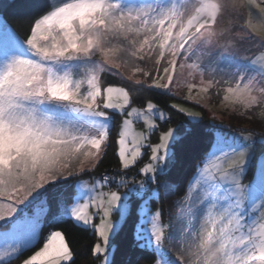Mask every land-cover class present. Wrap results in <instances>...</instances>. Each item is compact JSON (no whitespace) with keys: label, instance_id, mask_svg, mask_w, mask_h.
<instances>
[{"label":"snow or ice","instance_id":"1","mask_svg":"<svg viewBox=\"0 0 264 264\" xmlns=\"http://www.w3.org/2000/svg\"><path fill=\"white\" fill-rule=\"evenodd\" d=\"M213 97L264 126V0L0 3V264H75L62 230L21 259L46 218L91 229L99 264L126 226L119 264H264V129L210 123L187 182L160 180L204 119L174 101Z\"/></svg>","mask_w":264,"mask_h":264},{"label":"trees","instance_id":"2","mask_svg":"<svg viewBox=\"0 0 264 264\" xmlns=\"http://www.w3.org/2000/svg\"><path fill=\"white\" fill-rule=\"evenodd\" d=\"M9 0H0V3L7 4ZM22 0H16V3H21ZM53 3L58 2V0H52ZM6 15L10 22L15 23L17 17L23 16V9L21 8H9L6 10ZM21 27L23 29H26L27 25L26 23H22ZM23 34V32H22ZM105 80L110 81L114 84H120V80L118 77L115 76H105ZM145 96H151L152 93H145ZM217 98V97H215ZM164 99H168L165 97ZM137 105L140 104V101L138 100ZM171 111V110H169ZM204 119L199 125H194L195 128L198 129V137L196 139H193L188 142V150L186 153L181 157L183 161V166L178 165L177 169H174L173 173L168 177H160V180L163 181L165 179H172L177 182H180L182 184L187 182V177H190L192 175V163L194 162V159L197 157V151L200 146V138L207 139V132L205 129L208 128L210 123H219L220 121L217 119L215 121L212 120V118L207 116V112L204 111ZM172 115L174 117L173 124L176 123H187L184 116L179 115L178 113L172 112ZM162 128L167 127V125H161ZM113 139H115V132L113 133ZM115 153V145L109 150V154L107 159L104 161V163L97 169V172L95 174H99L100 172H103L105 169H110L111 167L117 166L116 157L114 155ZM110 175H113L114 173L109 172ZM94 175V173H93ZM175 199V197H169L167 200L164 201L165 207H167L171 200ZM157 205L153 203V208H156ZM175 211V209H173ZM2 230V229H0ZM50 230H62L65 233L66 239L69 241L70 246L72 247L73 251L76 253L75 257V264H98V260L95 259L92 255L90 245H92L96 238L92 234L91 229H86L84 227L78 226L76 223H74L72 220H64L61 223L58 224H49L47 223V220L45 221V224L43 228L40 230L39 239L36 241L35 246L27 249L23 252L21 259L27 257L28 255L32 254L34 251L39 249L43 245V242L45 240V237L49 233ZM115 243L117 245V252L114 257V260L116 261V264H119L122 257L129 251V245L132 243V235L131 230L127 226L121 231L119 235H117ZM17 262L13 261V264H16Z\"/></svg>","mask_w":264,"mask_h":264},{"label":"rangeland","instance_id":"3","mask_svg":"<svg viewBox=\"0 0 264 264\" xmlns=\"http://www.w3.org/2000/svg\"><path fill=\"white\" fill-rule=\"evenodd\" d=\"M181 95L184 94L183 91H181L180 93ZM175 103H180V104H183L185 107L193 110V111H198V112H201L203 117H204V111L207 112V116L212 118L213 116V113L216 114L217 117H219V121H223L224 123L226 124H232L233 126H245V127H254L256 128L257 130H262L264 129V126H262L259 122L257 121H248L246 119H242V118H237L233 115H230L228 114L226 111H224L220 104H219V98H215L213 97L211 100L207 101L208 105H209V108L206 109V108H203V107H197V105H195L194 103H185L183 100H176L174 101ZM210 109V110H209ZM136 127L138 130H140L141 128H143V125L139 122H137L136 124ZM161 130H166V127L162 128L161 127ZM159 133H155L153 134L152 136V142H156L157 141V137H158ZM116 150V149H115ZM146 151V150H145ZM148 159L147 155L144 157V160L141 161V164L146 161ZM139 167V165H138ZM136 172V169H133V173ZM94 175H96L94 173ZM136 179H143L142 176L140 175H136ZM153 210H155V208H153ZM50 218V217H49ZM118 217L117 216H113V219H117ZM48 218H46L47 220ZM40 234V233H39ZM38 250V249H37ZM100 259H103V257H101ZM17 262L16 264H19V261H15ZM98 264H99V260H98Z\"/></svg>","mask_w":264,"mask_h":264}]
</instances>
